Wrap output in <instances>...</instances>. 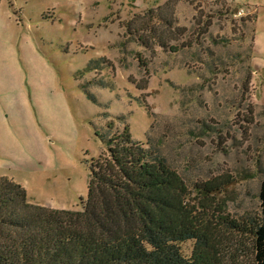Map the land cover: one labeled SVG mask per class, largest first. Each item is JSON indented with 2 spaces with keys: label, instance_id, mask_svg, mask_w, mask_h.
<instances>
[{
  "label": "rangeland",
  "instance_id": "374dc122",
  "mask_svg": "<svg viewBox=\"0 0 264 264\" xmlns=\"http://www.w3.org/2000/svg\"><path fill=\"white\" fill-rule=\"evenodd\" d=\"M125 126L194 203L257 214L264 0H0V177L32 204L81 211L101 139ZM225 256L249 264L246 248Z\"/></svg>",
  "mask_w": 264,
  "mask_h": 264
},
{
  "label": "trees",
  "instance_id": "16d2710c",
  "mask_svg": "<svg viewBox=\"0 0 264 264\" xmlns=\"http://www.w3.org/2000/svg\"><path fill=\"white\" fill-rule=\"evenodd\" d=\"M101 140L81 211L32 204L0 177V264H226L232 245L246 248L249 264H264V181L258 213L230 219L194 203L180 175L128 127ZM227 183L207 181L197 193L208 201Z\"/></svg>",
  "mask_w": 264,
  "mask_h": 264
}]
</instances>
